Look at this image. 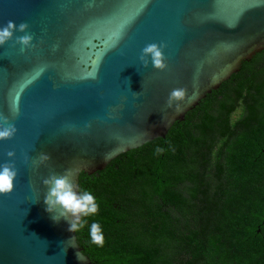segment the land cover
I'll return each mask as SVG.
<instances>
[{
    "label": "water",
    "instance_id": "1",
    "mask_svg": "<svg viewBox=\"0 0 264 264\" xmlns=\"http://www.w3.org/2000/svg\"><path fill=\"white\" fill-rule=\"evenodd\" d=\"M263 49L264 0H0V264H93L80 175Z\"/></svg>",
    "mask_w": 264,
    "mask_h": 264
},
{
    "label": "trees",
    "instance_id": "2",
    "mask_svg": "<svg viewBox=\"0 0 264 264\" xmlns=\"http://www.w3.org/2000/svg\"><path fill=\"white\" fill-rule=\"evenodd\" d=\"M79 190L93 264H264V49Z\"/></svg>",
    "mask_w": 264,
    "mask_h": 264
},
{
    "label": "flooded vegetation",
    "instance_id": "3",
    "mask_svg": "<svg viewBox=\"0 0 264 264\" xmlns=\"http://www.w3.org/2000/svg\"><path fill=\"white\" fill-rule=\"evenodd\" d=\"M220 87H221V86H220ZM220 87H219V88H220ZM219 88H218V89H219ZM199 104H200V103H199ZM199 104H198V105H199ZM198 105H197V106H198ZM197 106H196V107H197ZM194 108H195V107H194ZM259 230H260V229H259Z\"/></svg>",
    "mask_w": 264,
    "mask_h": 264
}]
</instances>
